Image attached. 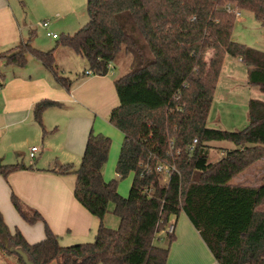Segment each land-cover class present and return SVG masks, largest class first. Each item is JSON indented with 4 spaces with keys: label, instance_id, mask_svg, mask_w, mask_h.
I'll use <instances>...</instances> for the list:
<instances>
[{
    "label": "trees",
    "instance_id": "16d2710c",
    "mask_svg": "<svg viewBox=\"0 0 264 264\" xmlns=\"http://www.w3.org/2000/svg\"><path fill=\"white\" fill-rule=\"evenodd\" d=\"M250 11L264 32V0H86L87 22L61 34L42 51L31 36L0 52L5 66L24 67L33 57L59 87L72 80L60 74L55 49L83 57V74L106 75L125 58L128 70L113 84L118 105L108 122L122 135L116 178L104 180L110 137L88 131L77 167L71 163L48 170L74 175L73 195L98 220L93 241L62 246L42 215L13 192L10 202L27 223H43L44 237L28 242L18 228L10 231L0 212V254L21 250L33 264H166L173 233L165 232L173 216L184 212L218 264H264V176L257 185L231 183L255 162L264 161V101L247 102V124L239 130L207 127V116L226 56L245 65L247 82L264 93V50L232 39L236 16L226 6ZM211 54L207 56L208 52ZM0 87L3 73H0ZM60 103L41 99L32 117L43 135V112ZM231 142L216 160L209 143ZM158 166L166 171H157ZM22 161L4 163L3 178L32 170ZM132 174L127 196L117 178ZM110 212L116 228L104 223ZM164 233L167 245L155 242Z\"/></svg>",
    "mask_w": 264,
    "mask_h": 264
},
{
    "label": "crops",
    "instance_id": "0c3cea01",
    "mask_svg": "<svg viewBox=\"0 0 264 264\" xmlns=\"http://www.w3.org/2000/svg\"><path fill=\"white\" fill-rule=\"evenodd\" d=\"M85 4L86 0H0V52L30 36L31 44L38 48V28L40 35L44 34L48 38L52 37L47 36V32L59 36L54 30L57 26L65 31L62 34L74 33L88 20ZM44 20L47 21L46 27L41 24ZM58 49L61 48H56L55 51ZM228 58L226 56L223 63L224 66L227 62L228 66L224 83L246 81L248 84L246 77L239 78L242 70L237 62L241 63V60L232 57L236 60L232 61ZM112 69L113 67L102 76L83 74L82 70L75 76H69L72 84L66 90L56 85L50 72L36 60L31 62L27 59L24 67L0 65V73H3L4 78L0 87V134L5 136L28 128L30 133L38 134V141L41 142L32 161L29 150L27 154L17 153V157L21 156L20 161L32 164L34 169L14 171L7 178L0 175V212L3 219L10 231L18 228L30 243L44 237L43 223L25 222L10 202L11 192L26 205L36 209L62 243L88 240L96 232L98 220L74 198L75 176L58 175L48 169L63 163H71L77 167L91 128L95 132L115 137L118 142L122 140L121 134H113L105 128L109 112L118 105ZM41 99L60 103V106L48 108L42 114V124L48 131L45 135L32 117V107ZM32 146L36 145L30 147ZM118 149L116 146L114 151L109 150V154L116 157ZM17 161L19 160L15 162ZM261 162L264 169V161ZM256 164L257 162L249 168ZM263 176L259 172L253 176V181ZM170 221L174 224V238L168 244L166 264H218L184 212L173 216ZM164 235L159 233L155 242L166 246ZM1 263L10 264L11 261L8 259Z\"/></svg>",
    "mask_w": 264,
    "mask_h": 264
},
{
    "label": "rangeland",
    "instance_id": "374dc122",
    "mask_svg": "<svg viewBox=\"0 0 264 264\" xmlns=\"http://www.w3.org/2000/svg\"><path fill=\"white\" fill-rule=\"evenodd\" d=\"M53 23H51L52 25ZM77 28V27H76ZM56 33L60 36L62 32L59 27H55L54 29ZM232 39L243 43L247 46L253 47L258 50H264V32L261 28L258 21L254 18L253 14L247 10H240L239 16L236 17L232 32ZM56 44V39L45 37L44 34L39 33L38 28V49L42 51H47L53 48ZM57 51V50H56ZM55 51L56 65L58 72L65 76H75L76 73L81 72L84 69H87L88 65L86 60L73 53L71 50L66 48L58 49ZM210 55L208 52L207 56ZM27 59H30L31 62L35 61L31 56H28ZM228 59H232V61H236L234 58L229 56ZM241 66L242 73L239 74V78L246 77L245 74V65L241 62H237ZM128 62L125 58H119L116 62H114V67L112 72L115 74V77L122 75L124 72L128 70L127 66ZM0 65L2 67H11L5 66L3 61L0 60ZM224 69L220 73L218 82L214 89L212 103L207 116V127L209 128H219L225 130H239L246 126L247 124V102L248 98H257L264 101V93H262L257 87L246 84V81H239L238 83H224V77L226 70L228 69L227 62L224 64ZM240 68V67H239ZM245 69V70H244ZM0 124H2V118L0 117ZM105 128L109 129L113 134L120 135L121 133L112 126L108 120L105 122ZM28 128H24L21 130H17L14 134L8 133L7 135L0 134V158L5 162H15L16 160L20 161V157H17V153L19 154H27L29 147L31 145H36L37 147H41V142L38 141V134L34 135L30 133ZM109 131V132H110ZM42 134L40 133V137ZM109 136V135H108ZM110 137L111 144L110 150L116 149V146L120 150L121 141L118 142L115 137ZM46 139V138H45ZM210 149V160H216L221 156L220 151L225 149H231L235 146L231 142L227 141H212L209 143ZM116 157L110 155L108 153L107 161L103 166V178L104 180H110L116 178L115 176V165H116ZM38 157V153L36 155ZM18 158V159H17ZM25 162L27 158L24 159ZM34 160V159H33ZM80 162V161H79ZM261 161L257 162L256 166L253 168H246L240 174L235 176L231 183H244L253 185L257 183V181H253V176L258 175L259 172L264 175V169L262 168ZM79 165V163H78ZM77 165V166H78ZM253 165V164H252ZM251 165V166H252ZM261 170V171H260ZM70 176V174L68 175ZM260 179V178H259ZM132 180V174H129L127 177L123 179L117 178V190L122 196H127L129 186ZM112 206H109V211L105 215L104 223L110 228H116L118 224V219L110 212ZM1 231V229H0ZM161 234V233H160ZM43 238V236L41 237ZM93 237L88 240L78 241L73 243H62L63 241L59 240L60 245L68 246L76 243L83 242H91L93 241ZM40 239H37L32 242H37ZM164 243V240L161 241ZM0 262L1 261H11L12 264H16V257L10 256L3 258L0 254ZM10 263V264H11ZM2 264V263H1ZM6 264V263H3Z\"/></svg>",
    "mask_w": 264,
    "mask_h": 264
},
{
    "label": "built area",
    "instance_id": "2783aa9c",
    "mask_svg": "<svg viewBox=\"0 0 264 264\" xmlns=\"http://www.w3.org/2000/svg\"><path fill=\"white\" fill-rule=\"evenodd\" d=\"M226 8H227L228 11L233 12V13L235 14L236 17L239 16V11L236 10V9H234V8H232L230 5H227ZM41 24H42L44 27H46V26H47V21L44 20V21H42ZM46 35H47V36H50V37H52V38H57V35L54 34V33H52V32H47ZM38 150H39V149H38V147H36V146H32V147H30V149H29V158H30L31 161L33 160V158H34V156H35V154H36V152H37ZM156 170H157V171H160V170H164V171H166L165 167H162V166H158V167L156 168ZM173 231H174V224L170 221V222L168 223V225L166 226L165 232H166L167 234H171V233H173Z\"/></svg>",
    "mask_w": 264,
    "mask_h": 264
},
{
    "label": "water",
    "instance_id": "95a60500",
    "mask_svg": "<svg viewBox=\"0 0 264 264\" xmlns=\"http://www.w3.org/2000/svg\"><path fill=\"white\" fill-rule=\"evenodd\" d=\"M4 245H5V247H6L8 250L17 253V254L22 258V260H23V262H24L25 264H33L32 262L29 261V259L27 258V256H26L21 250H19V249H15V248H11V247H8V245H7V241H6L5 238H4Z\"/></svg>",
    "mask_w": 264,
    "mask_h": 264
}]
</instances>
